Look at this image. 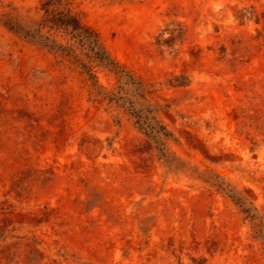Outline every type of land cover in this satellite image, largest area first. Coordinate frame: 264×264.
I'll return each instance as SVG.
<instances>
[{
	"label": "rangeland",
	"instance_id": "374dc122",
	"mask_svg": "<svg viewBox=\"0 0 264 264\" xmlns=\"http://www.w3.org/2000/svg\"><path fill=\"white\" fill-rule=\"evenodd\" d=\"M43 1L0 0V264H264L226 190L264 218V0H63L145 85L167 157L91 101L80 68L6 28Z\"/></svg>",
	"mask_w": 264,
	"mask_h": 264
},
{
	"label": "trees",
	"instance_id": "16d2710c",
	"mask_svg": "<svg viewBox=\"0 0 264 264\" xmlns=\"http://www.w3.org/2000/svg\"><path fill=\"white\" fill-rule=\"evenodd\" d=\"M43 15L39 19L17 13L8 14L4 25L23 39L45 47L59 55L86 76L89 95L93 102L115 103L123 108L134 120L136 128L148 138L161 157L169 154L167 141L172 133L159 120L154 109L145 98V85L115 62L104 48L97 32L85 25L72 13L63 0H44ZM57 35L67 40L63 44ZM93 64L106 69L118 80L116 89L101 85L93 71ZM230 197L242 208L246 218L252 221L256 236L261 239L264 249V218L252 203L226 188Z\"/></svg>",
	"mask_w": 264,
	"mask_h": 264
}]
</instances>
